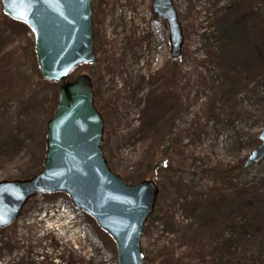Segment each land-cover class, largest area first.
I'll return each mask as SVG.
<instances>
[{
    "label": "rangeland",
    "instance_id": "374dc122",
    "mask_svg": "<svg viewBox=\"0 0 264 264\" xmlns=\"http://www.w3.org/2000/svg\"><path fill=\"white\" fill-rule=\"evenodd\" d=\"M172 2L184 36L175 82L168 28L151 0H92L97 61L69 79L91 77L95 106L108 118L102 150L126 185L153 155L172 171L145 225L143 264H253L249 254L264 250V159L231 178L214 168L237 167L259 143L264 0ZM58 88L40 77L31 30L0 1V182L42 169ZM165 248L173 258L155 262ZM0 264H116V248L66 194H42L0 231Z\"/></svg>",
    "mask_w": 264,
    "mask_h": 264
},
{
    "label": "water",
    "instance_id": "95a60500",
    "mask_svg": "<svg viewBox=\"0 0 264 264\" xmlns=\"http://www.w3.org/2000/svg\"><path fill=\"white\" fill-rule=\"evenodd\" d=\"M3 13L26 25L42 80L59 83L57 106L46 123L42 169L28 179L0 182V231L13 225L38 193L66 194L94 220L116 248V264H143L141 238L159 186L151 179L126 185L101 148L104 121L94 104L91 77L70 80L80 65H94L91 0H0ZM152 13L168 28L169 57L182 55L184 36L172 0H151ZM245 166L264 159V126Z\"/></svg>",
    "mask_w": 264,
    "mask_h": 264
},
{
    "label": "trees",
    "instance_id": "16d2710c",
    "mask_svg": "<svg viewBox=\"0 0 264 264\" xmlns=\"http://www.w3.org/2000/svg\"><path fill=\"white\" fill-rule=\"evenodd\" d=\"M176 60H172L171 61V64L173 66V69L172 70V73L170 74L171 76V81L175 82L176 81V77H177V74H176ZM107 122H108V118H104ZM171 130L169 127H166L165 130H163V134H161V136L158 138L159 139V144H161V151L163 156H166L168 154V150L170 148H168L170 142H171ZM174 146H171V149L173 148ZM43 159V157H42ZM43 161V160H41ZM247 167L245 166V161L241 164H239L237 167H223V166H217L214 168L215 170V174L216 176H218L219 178H231L233 177V175L236 173V172H242L244 170H246ZM172 172V171H171ZM171 172H170V167L166 165H164L163 163V159H159V160H155L154 158V155L152 156V158H150V160H148V162H146L144 164V172L138 177V178H133L132 180V183L135 184L141 180H143L144 178H147V177H150V176H155L157 177L158 175L160 176V179L159 181L157 182V184L159 185V188H161V181L163 183H165L166 180H169L170 179V175H171ZM161 174H162V177H161ZM163 185V184H162ZM160 193V191H159ZM160 199V198H159ZM264 250H261L260 248H256L254 249V251H252L250 254H249V257H248V260H250L251 263L253 264H257L259 261H262V259L264 258ZM158 253L156 255V258L154 259L155 262H159L161 260H163L164 258L168 257L171 255V257L173 258V253H170L169 250L167 248L165 249H162L161 251L158 250ZM180 264V262L178 263Z\"/></svg>",
    "mask_w": 264,
    "mask_h": 264
}]
</instances>
